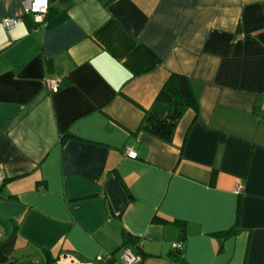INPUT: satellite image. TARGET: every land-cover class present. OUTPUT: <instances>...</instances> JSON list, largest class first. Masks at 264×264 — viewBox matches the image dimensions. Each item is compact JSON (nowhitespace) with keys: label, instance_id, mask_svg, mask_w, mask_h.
I'll return each instance as SVG.
<instances>
[{"label":"crops","instance_id":"0c3cea01","mask_svg":"<svg viewBox=\"0 0 264 264\" xmlns=\"http://www.w3.org/2000/svg\"><path fill=\"white\" fill-rule=\"evenodd\" d=\"M23 1L0 0L15 264H120L124 247L141 264H264V0H49L42 23ZM6 17L22 22L7 33ZM172 74L197 111L165 143L140 127Z\"/></svg>","mask_w":264,"mask_h":264},{"label":"trees","instance_id":"16d2710c","mask_svg":"<svg viewBox=\"0 0 264 264\" xmlns=\"http://www.w3.org/2000/svg\"><path fill=\"white\" fill-rule=\"evenodd\" d=\"M156 103L164 105L166 111L150 110L144 117L140 129L165 143H170L183 114L187 110L197 111V100L193 94L189 79L182 75H170L159 92ZM235 231L236 229L229 231L227 234H234ZM126 238L127 242L135 240L130 235H126ZM15 240L16 233L13 232L6 240L0 242V264H15L12 258ZM45 264H54V261L47 255Z\"/></svg>","mask_w":264,"mask_h":264},{"label":"built area","instance_id":"2783aa9c","mask_svg":"<svg viewBox=\"0 0 264 264\" xmlns=\"http://www.w3.org/2000/svg\"><path fill=\"white\" fill-rule=\"evenodd\" d=\"M49 10V0H45V3L37 4V0H25L22 2V13L23 15H31L33 16L34 20L37 23H42L44 20V17L48 14ZM22 22L21 17L16 18H4L1 21L2 28L9 33L11 29H13L16 25L20 24ZM58 80H48L46 81V87L51 93H55L58 90ZM126 154L129 158H136V153L127 150ZM3 179L0 177V185H2ZM241 186L236 185L235 191L236 193H240ZM172 250L173 251H179L180 246L178 243L172 244ZM142 258L139 254L134 253L131 251L128 247H124L121 250L120 255V264H141Z\"/></svg>","mask_w":264,"mask_h":264},{"label":"snow or ice","instance_id":"6c2138e0","mask_svg":"<svg viewBox=\"0 0 264 264\" xmlns=\"http://www.w3.org/2000/svg\"><path fill=\"white\" fill-rule=\"evenodd\" d=\"M45 3V0H37V4Z\"/></svg>","mask_w":264,"mask_h":264}]
</instances>
